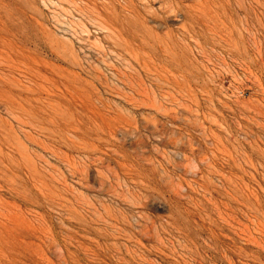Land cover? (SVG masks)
<instances>
[{
  "label": "rangeland",
  "instance_id": "1",
  "mask_svg": "<svg viewBox=\"0 0 264 264\" xmlns=\"http://www.w3.org/2000/svg\"><path fill=\"white\" fill-rule=\"evenodd\" d=\"M0 264H264V0H0Z\"/></svg>",
  "mask_w": 264,
  "mask_h": 264
},
{
  "label": "bare ground",
  "instance_id": "2",
  "mask_svg": "<svg viewBox=\"0 0 264 264\" xmlns=\"http://www.w3.org/2000/svg\"><path fill=\"white\" fill-rule=\"evenodd\" d=\"M143 1V0H142ZM83 2V1H82ZM133 4V3H132ZM131 4V5H132ZM136 5H134V7H135ZM138 7V6H137ZM151 6L149 5V8H150ZM129 9H131V7L129 8ZM138 9V8H137ZM132 11H134V8L133 9H131ZM130 10V11H131ZM153 10V9H152ZM129 11V10H128ZM136 11V10H135ZM138 11H139V9H138ZM138 11L136 12V13H138ZM158 11V10H157ZM161 11V10H160ZM152 12H154V11H152ZM159 13V12H158ZM165 13H167L166 11H165ZM141 14V13H140ZM139 14V15H140ZM161 14V13H160ZM136 15V14H135ZM142 15V14H141ZM140 15V16H141ZM154 15H155V13H154ZM153 15V16H154ZM162 15V14H161ZM136 16H138V15H136ZM144 16V15H143ZM156 16V15H155ZM166 16V15H165ZM144 17H146V16H144ZM157 17H158V15H157ZM141 19V18H140ZM159 19H161V17H159ZM162 19H163V17H162ZM146 21H147V19H146ZM143 22H145V20L143 21ZM87 39V38H86ZM111 51V50H110ZM109 60V59H108ZM130 63V62H129ZM144 64H146V63H144ZM147 65V64H146ZM133 67V66H132ZM117 68V67H116ZM167 69V68H166ZM136 70V69H135ZM117 71H118V69H117ZM124 72V71H123ZM126 73V72H125ZM130 74V73H129ZM131 75V74H130ZM135 75V74H134ZM165 75V74H164ZM180 75V74H179ZM97 76V75H96ZM119 76V75H118ZM122 76V75H121ZM125 76H126V74H125ZM132 76V75H131ZM120 77V76H119ZM118 78V77H117ZM128 78V77H127ZM133 78V77H132ZM146 78H147V76H146ZM157 78V77H156ZM174 78V77H173ZM125 79V78H124ZM152 80H153V78H151ZM127 80V79H126ZM129 80V82H130V79H128ZM155 80V79H154ZM153 80V81H154ZM174 80V79H173ZM132 81V80H131ZM141 81V80H140ZM184 81V80H183ZM132 83V82H131ZM144 83V82H143ZM133 84V83H132ZM140 84V83H139ZM138 84V85H139ZM108 85V84H107ZM145 85V84H144ZM109 86V85H108ZM168 86V85H167ZM110 88V87H109ZM142 88V87H141ZM167 91V90H166ZM147 93V92H146ZM167 93V92H166ZM131 98V97H130ZM135 101V100H134ZM144 101V100H143ZM132 102V101H131ZM152 102V101H151ZM144 103H146V102H144ZM129 104V103H128ZM131 104V103H130ZM104 109V108H103ZM70 162V161H69ZM94 162V161H93ZM85 175V174H84Z\"/></svg>",
  "mask_w": 264,
  "mask_h": 264
}]
</instances>
